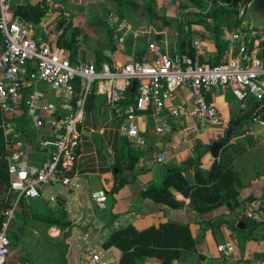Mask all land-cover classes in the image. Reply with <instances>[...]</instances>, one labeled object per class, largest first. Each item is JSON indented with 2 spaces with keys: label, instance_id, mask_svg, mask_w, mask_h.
<instances>
[{
  "label": "crops",
  "instance_id": "1",
  "mask_svg": "<svg viewBox=\"0 0 264 264\" xmlns=\"http://www.w3.org/2000/svg\"><path fill=\"white\" fill-rule=\"evenodd\" d=\"M99 1H89L84 7L75 10L70 6H63V0L56 4L52 0H15L12 11L14 13L19 6L41 4L44 15L36 23V28L29 33V37L38 41H49L57 47L60 36H64L60 42L65 46L71 38L70 48L60 49L61 54L72 63L81 61L97 67L108 64L114 69L134 60H150L148 46L151 43L160 46L166 55H178L181 59L186 56L192 62L206 64L224 62L228 57L237 55L238 44L231 41L234 27H222V31L219 30L216 34L209 30L214 26L212 19L204 17L201 10L199 13L185 12L186 9L180 8L179 0L178 3L176 0H155L160 11L155 9L154 12H160L161 18L152 22L148 20L149 15L147 18L142 15L144 11L147 14L152 12L148 7L146 10L141 7L139 10L137 6L124 9L126 17L119 22L123 26L121 35L124 41L118 44L111 39L109 28L104 22V8ZM169 1L176 4L169 7ZM247 1L250 4L249 19L259 29L264 40V0ZM163 4L165 7H162ZM129 15L130 21H127ZM233 18H236L235 14ZM72 33L73 36L70 37ZM194 41L200 42L199 47L193 45ZM226 41L229 46L222 53L221 48ZM262 62L264 66V51ZM107 89L108 85L104 81L96 82L87 97L84 122L80 129L81 148L75 166V173L87 181L92 192L103 191L106 194V209L97 211L100 222L106 226L130 224L137 230L157 225L164 220L189 224L196 241V251H182L172 264H264V239L243 242L242 230L231 228L233 226L226 223L207 227L202 224L203 218L188 207L189 200L179 193H175L176 199L181 203L179 208H170L140 196L147 186L161 181L168 170L173 168L183 169L187 180L193 183L195 169L199 167L207 170L215 159L209 152L211 143L223 137L233 120L249 110L254 114L261 104L250 98L245 102L239 101L231 88L211 89L206 94V100L221 113L223 123L217 132H197L196 123L191 116V91L188 87H182L172 94L161 110L152 107L138 115L134 121L138 132L129 136L123 129L122 122L125 106L134 99V92L131 91L132 95L127 96L116 109H111ZM31 95L37 96L45 104L59 107V97L48 86L43 83H26L19 115L11 121V131L15 139L7 147V159L9 164H14L15 156L21 152L26 156L25 162L28 166L40 167L47 160L48 150L41 149L39 144L43 139L51 137V120L63 111L56 109L53 114H46L49 118L45 126L37 129L25 116L24 101ZM171 109H177L179 115L173 117ZM238 135L229 143H234L239 138L247 139L251 143L233 163L241 181L237 197L239 206L235 209H230L229 205L223 206L206 216L205 220L213 222L223 215H232L241 220V212L247 203L264 198V121L253 117V120L246 121L239 127ZM123 141L128 143L137 157L134 169L136 175L132 182L112 193L115 164ZM24 203L27 206L21 208L14 223L29 218L39 210L50 224L47 232L51 239L61 238L51 237V232H67L68 224L63 221L56 206L47 205L42 200H25ZM226 242L231 243L234 248V253L228 257L217 251V246ZM11 245L10 242L6 264H32L23 258L24 255L17 254L16 257L15 249ZM57 245L61 247V242ZM64 256L65 251L61 257L63 263ZM137 264L161 262L156 258H146Z\"/></svg>",
  "mask_w": 264,
  "mask_h": 264
},
{
  "label": "built area",
  "instance_id": "2",
  "mask_svg": "<svg viewBox=\"0 0 264 264\" xmlns=\"http://www.w3.org/2000/svg\"><path fill=\"white\" fill-rule=\"evenodd\" d=\"M14 2L0 0V115L7 147L15 139L11 121L19 115L26 83H43L60 100L58 108L41 102L35 95L24 101L25 116L35 128L45 126L49 118L46 114H53L56 109L63 112L58 117H51L52 135L39 144L41 149L48 150L46 162L40 167L28 166L26 156L20 152L15 156L14 164L8 163L9 192L13 197L9 207L0 212V264H6L9 257L11 225L25 200H42L47 205L56 206L63 221L67 222V232L50 233L51 237H64L63 264H118L113 249H105L103 244L111 230L121 227V224L106 226L100 222L97 211L106 209V194L103 191L92 192L87 181L75 173L81 148L80 129L93 85L99 81L108 85V104L111 109H116L135 83V97L126 104L122 122L129 136L138 132L134 124L138 115L152 107L161 110L172 94L182 87L191 91V116L196 123V131L217 132L223 117L207 102L209 90L231 88L241 102L250 98L264 104L263 36L249 19V2L236 0L234 11L239 28L232 34L231 41L238 44V51L224 63L211 65L192 62L186 56L181 59L178 55H166L160 46L151 43L148 46L150 60H134L114 69L108 64L97 67L81 61L72 63L51 42L30 38L29 33L36 24L15 16L12 11ZM213 4L214 1L208 2L202 13L206 14ZM190 11L200 12L195 8L185 10ZM104 22L112 41L123 43V26L111 15ZM199 44L198 41L193 42L196 47ZM170 113L173 117L179 115L177 109H171ZM240 218L264 227V198L247 203ZM217 251L228 257L234 253V248L226 242L219 244Z\"/></svg>",
  "mask_w": 264,
  "mask_h": 264
},
{
  "label": "trees",
  "instance_id": "3",
  "mask_svg": "<svg viewBox=\"0 0 264 264\" xmlns=\"http://www.w3.org/2000/svg\"><path fill=\"white\" fill-rule=\"evenodd\" d=\"M210 1H214V4L204 14V17H208L214 22L212 28L208 27L209 30L217 34L219 30L222 31V27H234L235 30L239 28V22L236 18H233L236 0L230 6L219 5L217 0H179V6L181 9L196 8L204 11ZM115 2L117 6L116 13L120 22L126 17V12L121 11V8L126 7L127 0H115ZM14 14L36 24L43 17L44 10L41 4L26 5L16 7ZM72 36L73 33L70 37ZM63 39L64 36L59 37L58 47L70 48L72 45L71 38L67 41L66 46L60 42ZM228 46L229 42L226 41L221 48V52L224 53ZM224 62L215 61L211 65ZM129 95H132L131 91H129ZM253 115L255 119L264 121V104L257 107ZM1 122L2 117L0 115V194H3L0 198V212L9 207L13 197L12 193L9 192L7 142H5L2 135ZM250 146L251 143L247 139L242 140L240 138L236 139L234 143H228L222 148L218 158L214 159L209 169L203 170L199 167L195 169L193 183L187 180L183 169H169L167 175L161 181L147 186L140 196L170 208H179L181 203L175 196V193H179L189 200L188 207L197 216L203 218L202 224H206L210 228L212 227V221L205 220L206 216L226 205H229L230 209L239 206L237 197L241 181L239 174L233 168V163ZM119 149L120 153L115 164V183L111 190L112 193L132 182L136 175L134 169L137 157L133 150L126 141L121 143ZM241 220L247 225V229L241 231L243 242L264 239L263 226L259 227L245 218H241ZM1 221L2 217H0V223ZM231 228H235V226ZM103 247L118 251V264H137L140 260L146 258H156L160 260L161 264H172L179 258L182 251H196V241L189 224L164 220L143 230H137L130 224L113 229Z\"/></svg>",
  "mask_w": 264,
  "mask_h": 264
},
{
  "label": "rangeland",
  "instance_id": "4",
  "mask_svg": "<svg viewBox=\"0 0 264 264\" xmlns=\"http://www.w3.org/2000/svg\"><path fill=\"white\" fill-rule=\"evenodd\" d=\"M58 1L60 0H52L53 4H56ZM89 1L91 2L93 0H63L62 5L70 6L75 8V10H78L81 7H84ZM173 2L169 1V4L167 5L170 7L171 5L176 4ZM176 2L178 3L177 0ZM99 3L104 8V19L111 15L115 22H119L116 13L117 6L115 0H100ZM136 6L139 10L140 7L142 10H146V7L152 10L150 14L144 13L145 11L142 13L144 18H147V15H149L148 20L151 22L156 18H161L160 12H154L155 9L160 11L155 0H127L126 7H122L121 11ZM162 7H165V5L163 4ZM51 9L54 10L55 8ZM127 21H130V15L127 17ZM2 196L3 194H0V198H2ZM21 204L23 208L27 206L24 201ZM17 215L15 216L14 221H17ZM14 221L11 225L9 236L10 242L12 243V249H15V256L17 254V256L24 255L23 258L28 259L32 264H59L62 262L61 257L65 251V245L63 242L64 237L61 236V238L53 240L48 236L47 230L50 227V224L43 218L39 210L35 211L29 218L18 220V223H14ZM13 228H15V230ZM60 242L61 247H58L57 243ZM113 251L116 256L119 255L117 250L114 249ZM61 264H63V262Z\"/></svg>",
  "mask_w": 264,
  "mask_h": 264
},
{
  "label": "water",
  "instance_id": "5",
  "mask_svg": "<svg viewBox=\"0 0 264 264\" xmlns=\"http://www.w3.org/2000/svg\"><path fill=\"white\" fill-rule=\"evenodd\" d=\"M233 1L234 0H217V3L223 6H230L232 5ZM131 91L132 92L135 91V83L132 84ZM252 118H253V112L249 110L241 114L235 120H233L228 126V128L225 130L223 137L213 141L209 146V152L212 155V157L218 158L222 148L225 147L230 141H232L237 137L239 133V126L243 122L250 121ZM223 223H226L230 226H235L239 230L247 229V225L242 220L232 215L219 216L212 222V225L216 226Z\"/></svg>",
  "mask_w": 264,
  "mask_h": 264
}]
</instances>
